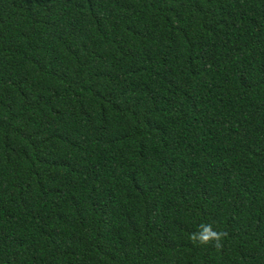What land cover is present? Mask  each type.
I'll use <instances>...</instances> for the list:
<instances>
[{
    "label": "trees",
    "instance_id": "trees-1",
    "mask_svg": "<svg viewBox=\"0 0 264 264\" xmlns=\"http://www.w3.org/2000/svg\"><path fill=\"white\" fill-rule=\"evenodd\" d=\"M0 264H264V0H0Z\"/></svg>",
    "mask_w": 264,
    "mask_h": 264
},
{
    "label": "clouds",
    "instance_id": "clouds-1",
    "mask_svg": "<svg viewBox=\"0 0 264 264\" xmlns=\"http://www.w3.org/2000/svg\"><path fill=\"white\" fill-rule=\"evenodd\" d=\"M199 227L200 230L198 232L192 233L190 236V239L193 241V243L199 242L201 244H206L210 241H215L216 245L220 246V241L225 233L213 230L211 224H202Z\"/></svg>",
    "mask_w": 264,
    "mask_h": 264
}]
</instances>
